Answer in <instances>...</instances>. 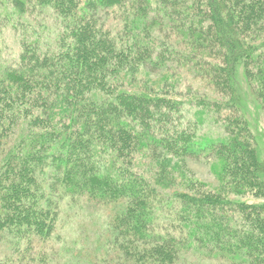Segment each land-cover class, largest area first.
<instances>
[{
	"label": "trees",
	"instance_id": "16d2710c",
	"mask_svg": "<svg viewBox=\"0 0 264 264\" xmlns=\"http://www.w3.org/2000/svg\"><path fill=\"white\" fill-rule=\"evenodd\" d=\"M9 3L32 30L30 13L50 11L57 37L21 32L19 58L0 67V239L13 248L0 264H53L69 213L85 207L107 212L110 231L100 261L72 264H112L111 252L114 264H180L194 251L264 264V203L197 189L171 165L216 157L226 185L264 198L241 101V80L264 97V0ZM144 72L191 75L218 96L177 98ZM186 103L222 116L225 137L184 122Z\"/></svg>",
	"mask_w": 264,
	"mask_h": 264
},
{
	"label": "rangeland",
	"instance_id": "374dc122",
	"mask_svg": "<svg viewBox=\"0 0 264 264\" xmlns=\"http://www.w3.org/2000/svg\"><path fill=\"white\" fill-rule=\"evenodd\" d=\"M10 3L6 9L0 7L2 18L8 17L5 16L6 13L9 15L8 20L3 19L4 28H0V67L10 66L19 58L20 53L23 50V37L21 32L27 31L25 36H27L28 39H35L32 37L39 35L40 40H45L47 44H51L52 42L54 43L57 37V28L52 27L54 16L50 11L46 12V10L39 8L38 12L32 11L30 13L32 18L29 19L33 21V24L35 25L32 30L29 26L25 28L19 25L23 19L13 13V6ZM9 13H11V15ZM104 19H106L105 14L103 16V20ZM141 76L145 80H159L157 87L160 86L165 88L175 96H183L177 98L185 99L187 96L195 94L201 97L212 96L214 98L215 96H218L208 82L203 79H193L190 77L191 75H177L174 77L169 75L171 77L166 78L163 73L144 72ZM241 81L243 87L241 90L243 112L245 113V116L247 117L254 132V136H256L257 146L264 154V97L258 100L253 88L248 85L245 86L243 84L244 80ZM185 107H187L188 112L187 118L183 121H189L191 127L196 129L199 134H204L206 137L210 136V138L217 136L225 137L226 129L220 121V119L223 118L222 116L216 114L218 116L216 117L213 111L201 112L203 107L198 106L196 103H193V105L186 103ZM2 150L3 149L0 147V159ZM174 162H177V164ZM174 162L171 165H175L177 170L186 171L188 179L195 181L194 186L197 189L212 191L221 190L229 196H237L248 202L264 203V198L255 197L248 192L237 194L233 190V184L226 185L227 183L224 180L225 176L223 175V172L220 174L222 167L221 161L216 157H190L184 162L181 158H176ZM67 212L66 216L68 215ZM106 214L107 212L102 211V209L94 210L93 208L87 209V207L69 213L67 221L61 232L63 238H61L56 245L58 255H56V257H52L54 260L52 263L65 264L68 262L72 264L76 259H79L77 256L83 260H89V257L92 254L98 255L96 260H99V253H101L100 246H102L100 243H103V241L99 242L98 239L102 238L103 240V238L107 236L110 231V229L107 228V225L104 224L107 217ZM107 229L108 231H106ZM110 234L112 233L110 232ZM120 241H122V238ZM111 249L113 248L111 247L110 250ZM12 250L13 248L5 238L0 239V258L4 257L5 254ZM111 254L112 252L109 254V257L105 258V260L110 259V262L114 264V259H111L114 256L111 257ZM82 262L83 261H80L79 263ZM179 263L229 264L219 259L215 261L212 259L209 260L206 254L204 253L202 255L200 251L185 253L182 255V258L179 259Z\"/></svg>",
	"mask_w": 264,
	"mask_h": 264
}]
</instances>
